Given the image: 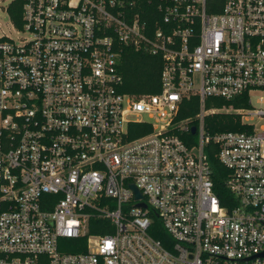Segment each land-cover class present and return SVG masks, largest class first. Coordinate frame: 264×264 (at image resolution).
I'll list each match as a JSON object with an SVG mask.
<instances>
[{
  "label": "built area",
  "instance_id": "1",
  "mask_svg": "<svg viewBox=\"0 0 264 264\" xmlns=\"http://www.w3.org/2000/svg\"><path fill=\"white\" fill-rule=\"evenodd\" d=\"M14 1L0 0V264H264V0H22L20 27ZM126 47L158 57L159 91H119ZM219 112L241 130L210 133ZM133 124L150 130L130 138Z\"/></svg>",
  "mask_w": 264,
  "mask_h": 264
},
{
  "label": "trees",
  "instance_id": "2",
  "mask_svg": "<svg viewBox=\"0 0 264 264\" xmlns=\"http://www.w3.org/2000/svg\"><path fill=\"white\" fill-rule=\"evenodd\" d=\"M21 10L22 0H15L10 4L8 11L10 17L17 27L21 26ZM214 10V9H210ZM160 60L158 57L150 55L146 52L135 51L131 47H126L122 53L120 63V74L122 83L119 85V91L131 94H148L155 93L160 89L159 72ZM207 106L214 105L215 107L230 106L246 107L245 96L235 97L234 99L226 100L221 97H211L206 100ZM198 97L193 96L189 99H184L178 114V118L193 117L198 111ZM205 125L210 133H216L227 130H241L239 117L235 113L219 112L209 115L205 118ZM150 129L139 124H133L129 137H137ZM189 143L195 140L194 135L186 134L183 137ZM204 152L212 170L213 189L220 199V203L228 208L237 204L234 195L226 188L224 182L228 175V170L222 165L217 157L216 144L209 142L204 147ZM155 222L160 227L159 219L155 217ZM162 230V227H161ZM95 232H103L98 229H92ZM164 233V231H162ZM154 236L160 237V234L153 233ZM70 251L75 249L70 248Z\"/></svg>",
  "mask_w": 264,
  "mask_h": 264
},
{
  "label": "rangeland",
  "instance_id": "3",
  "mask_svg": "<svg viewBox=\"0 0 264 264\" xmlns=\"http://www.w3.org/2000/svg\"><path fill=\"white\" fill-rule=\"evenodd\" d=\"M0 18H1L2 25H4V26L7 25V18L2 16V15H0ZM258 95H264V92L258 91V93L252 94V104L256 107L259 106V103L256 101Z\"/></svg>",
  "mask_w": 264,
  "mask_h": 264
},
{
  "label": "water",
  "instance_id": "4",
  "mask_svg": "<svg viewBox=\"0 0 264 264\" xmlns=\"http://www.w3.org/2000/svg\"><path fill=\"white\" fill-rule=\"evenodd\" d=\"M191 132H192V133L195 132V127H192V128H191ZM132 187H133V189H134V191H135L136 196H137V197H140L141 194H140L139 191L136 189V187H135V186H132Z\"/></svg>",
  "mask_w": 264,
  "mask_h": 264
}]
</instances>
